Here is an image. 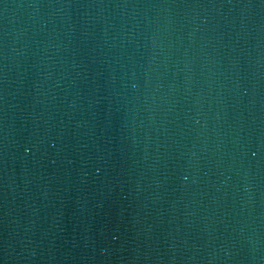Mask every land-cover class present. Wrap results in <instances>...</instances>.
<instances>
[{
    "label": "water",
    "instance_id": "95a60500",
    "mask_svg": "<svg viewBox=\"0 0 264 264\" xmlns=\"http://www.w3.org/2000/svg\"><path fill=\"white\" fill-rule=\"evenodd\" d=\"M0 264H264V0H0Z\"/></svg>",
    "mask_w": 264,
    "mask_h": 264
}]
</instances>
